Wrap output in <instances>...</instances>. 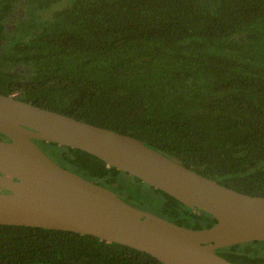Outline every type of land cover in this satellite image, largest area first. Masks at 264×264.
Wrapping results in <instances>:
<instances>
[{"label": "trees", "instance_id": "obj_1", "mask_svg": "<svg viewBox=\"0 0 264 264\" xmlns=\"http://www.w3.org/2000/svg\"><path fill=\"white\" fill-rule=\"evenodd\" d=\"M0 93L264 197V0H0ZM36 142L139 209L192 229L216 223L85 151ZM216 253L264 264V241ZM0 264L163 263L90 235L0 225Z\"/></svg>", "mask_w": 264, "mask_h": 264}, {"label": "water", "instance_id": "obj_2", "mask_svg": "<svg viewBox=\"0 0 264 264\" xmlns=\"http://www.w3.org/2000/svg\"><path fill=\"white\" fill-rule=\"evenodd\" d=\"M0 225L90 235L163 264H234L217 249L264 241V197L219 184L142 140L0 93ZM85 151L216 223L192 229L59 165L36 142Z\"/></svg>", "mask_w": 264, "mask_h": 264}, {"label": "flooded vegetation", "instance_id": "obj_3", "mask_svg": "<svg viewBox=\"0 0 264 264\" xmlns=\"http://www.w3.org/2000/svg\"><path fill=\"white\" fill-rule=\"evenodd\" d=\"M0 191H1V192H5V190H3V189H1V188H0Z\"/></svg>", "mask_w": 264, "mask_h": 264}, {"label": "rangeland", "instance_id": "obj_4", "mask_svg": "<svg viewBox=\"0 0 264 264\" xmlns=\"http://www.w3.org/2000/svg\"><path fill=\"white\" fill-rule=\"evenodd\" d=\"M244 247V245H241V248Z\"/></svg>", "mask_w": 264, "mask_h": 264}]
</instances>
